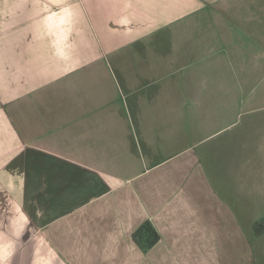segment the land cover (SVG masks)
I'll use <instances>...</instances> for the list:
<instances>
[{
  "label": "crops",
  "instance_id": "0c3cea01",
  "mask_svg": "<svg viewBox=\"0 0 264 264\" xmlns=\"http://www.w3.org/2000/svg\"><path fill=\"white\" fill-rule=\"evenodd\" d=\"M263 224L264 0H0V264H264Z\"/></svg>",
  "mask_w": 264,
  "mask_h": 264
},
{
  "label": "trees",
  "instance_id": "16d2710c",
  "mask_svg": "<svg viewBox=\"0 0 264 264\" xmlns=\"http://www.w3.org/2000/svg\"><path fill=\"white\" fill-rule=\"evenodd\" d=\"M261 227H264V224L260 225ZM256 231L259 234L262 233L259 228ZM134 239L144 251H148L158 242L159 236L153 226L147 222L135 233Z\"/></svg>",
  "mask_w": 264,
  "mask_h": 264
}]
</instances>
